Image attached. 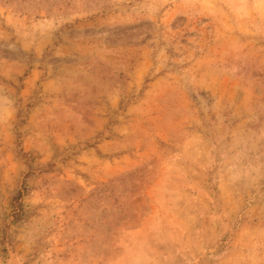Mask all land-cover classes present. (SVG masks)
<instances>
[{
	"label": "rangeland",
	"instance_id": "obj_1",
	"mask_svg": "<svg viewBox=\"0 0 264 264\" xmlns=\"http://www.w3.org/2000/svg\"><path fill=\"white\" fill-rule=\"evenodd\" d=\"M0 264H264V0H0Z\"/></svg>",
	"mask_w": 264,
	"mask_h": 264
},
{
	"label": "trees",
	"instance_id": "obj_2",
	"mask_svg": "<svg viewBox=\"0 0 264 264\" xmlns=\"http://www.w3.org/2000/svg\"><path fill=\"white\" fill-rule=\"evenodd\" d=\"M22 197H23V194L19 193L18 196H17V199L15 200L18 203L17 207L21 206V204H19V201H20V199H22ZM21 219H22V212L15 213V221L18 222Z\"/></svg>",
	"mask_w": 264,
	"mask_h": 264
}]
</instances>
